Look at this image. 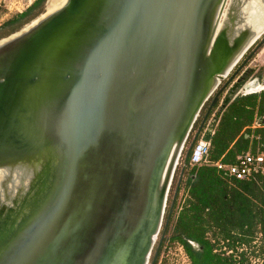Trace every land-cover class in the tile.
Masks as SVG:
<instances>
[{
  "label": "water",
  "instance_id": "water-1",
  "mask_svg": "<svg viewBox=\"0 0 264 264\" xmlns=\"http://www.w3.org/2000/svg\"><path fill=\"white\" fill-rule=\"evenodd\" d=\"M240 6L66 0L6 36L0 167L31 172L0 199V264H148L202 108L264 42Z\"/></svg>",
  "mask_w": 264,
  "mask_h": 264
},
{
  "label": "trees",
  "instance_id": "trees-1",
  "mask_svg": "<svg viewBox=\"0 0 264 264\" xmlns=\"http://www.w3.org/2000/svg\"><path fill=\"white\" fill-rule=\"evenodd\" d=\"M44 2L34 0L25 11L6 21L4 26L15 25ZM44 11L45 8L41 13ZM208 107L197 119L199 125ZM256 110L258 114H264V91L229 98L226 106L218 112V122L211 137L212 160L222 158L233 161L237 154L248 150L252 134L259 135L260 142L264 144V127L251 129ZM195 131L192 130L190 138ZM190 150L181 169L182 174L187 172V177L184 181L181 178L178 186L179 191L183 181L187 196L172 225L171 237L183 246L192 264H252L250 254L260 257L261 264H264V175L251 180H238L226 177L212 166L190 167ZM178 181L179 178L176 184ZM168 223L164 224L165 231ZM208 233L213 238L208 237ZM258 233L262 234V245L257 251L250 250L248 256L246 252H241L235 258L232 254L217 251L220 241L232 252L242 245L251 247ZM162 241L158 242V247Z\"/></svg>",
  "mask_w": 264,
  "mask_h": 264
},
{
  "label": "rangeland",
  "instance_id": "rangeland-1",
  "mask_svg": "<svg viewBox=\"0 0 264 264\" xmlns=\"http://www.w3.org/2000/svg\"><path fill=\"white\" fill-rule=\"evenodd\" d=\"M33 1L34 0H0V38L3 36H7L8 34H11L12 32H15L16 30L20 29L24 24H27L28 21L30 22V20L33 17L40 14L44 10V8L46 11V7H47L49 0H45V2L42 4L41 7L35 9L30 14V16L23 18L22 20L18 21V23H16L15 25L4 26V23L6 21L18 15L19 13H22L23 11H25L28 8V6L32 4ZM248 5H250L251 13L249 12V14L247 15L246 8ZM241 8H244L243 12L246 13V18H244L245 22H247L251 28L255 29L260 20L259 16H261L264 13V11L260 9L257 3L254 2V0H243V4ZM242 14L243 13H241V15ZM263 36L264 34L262 35V37ZM253 48H254V45L244 54V56L241 58V60L235 66V68L232 70L231 73H233L236 67L244 61V59L247 57V55H249V53L251 52ZM230 75H228L226 78H224V80H222V82L220 83L216 91L212 94L211 98L206 102V104L203 107V110L200 113L201 116L206 111L207 107L209 106V103L211 102L213 95L221 87H222V91L219 94L218 103H216L217 105H215V108L213 109V111H215V109H218V107H220L219 105L223 98H226V97H228V99L234 98L235 96L241 95L247 90L248 91L253 90L255 87H257L255 83L256 84L258 83L260 85L258 89H254L256 93L259 94L264 91V42L251 55V57L244 63V65L241 67L239 72L234 77L230 78ZM243 75H244V79L238 82L237 89H235L233 93H230L231 87H233V85L237 82V79L239 77H242ZM198 125H199V120L194 125L193 131L197 129ZM190 147H191V138L190 140H188L185 147L183 148L179 162L177 164L174 177H173V181H172V185H171L170 192H169L168 202H167L161 230L154 243L148 264H192L184 248L179 243V241L171 237L172 236V225L174 223L173 211L169 219L168 228L164 233V237L160 239L163 233L164 227H165L164 224H166V217H167L168 209H169L172 197H173L175 187L177 185L176 184L177 180L180 175H182L183 181L187 177V172L182 174L181 169L184 166V160H185L186 154L189 151ZM20 168L21 167H18V169L16 168L15 169H10V168L4 169L3 168V170L0 169V197H3L5 199L4 196L6 193L4 189L14 190V193H15V191L17 190V187L19 186V181L21 180V172H22L21 170L22 169ZM183 181L181 183V187L183 186ZM181 187H180V190H181ZM183 198H184V194L180 195V191H179L175 199V206L178 204L179 201L182 202ZM208 237L213 238L211 233H208ZM160 240H163V241L161 244H159V247H158V242ZM260 245H262V238L261 236H259V234H257L254 242H252L251 247L247 245H242V246H239L237 250L231 253L229 252L230 250L226 249L225 243L220 241L217 251L219 252L224 251L226 252L225 254H232L233 256L235 254L239 255V253L241 252H246L248 256L250 254V250L255 249L257 251L261 247ZM250 256H251L250 258H251L252 264H261L260 257H255L252 254H250Z\"/></svg>",
  "mask_w": 264,
  "mask_h": 264
},
{
  "label": "built area",
  "instance_id": "built-area-1",
  "mask_svg": "<svg viewBox=\"0 0 264 264\" xmlns=\"http://www.w3.org/2000/svg\"><path fill=\"white\" fill-rule=\"evenodd\" d=\"M222 102V100H221ZM220 106V105H219ZM218 109L212 111L208 118L205 120L203 129L201 133H199L198 137L191 144L190 150V158H189V166L190 167H199V166H212L215 167L218 171L222 172L226 177L238 179V180H251L256 179L258 176L264 175V149L261 147H257L256 151H244L236 155L234 161L228 162L223 160L222 158L218 160H212L210 157L211 153V140H205L203 137L205 133L210 129V135L212 136L215 127L218 122ZM253 128L264 127V114L256 113L255 119L252 123ZM180 191V195L184 194V198L178 202L176 206L173 208V217L176 219L179 211L182 208L184 200L187 196V192L185 187L182 186ZM178 191V193H179ZM177 193V194H178ZM181 204V205H180ZM262 238V234L258 233ZM254 242V241H253ZM183 247V246H182ZM229 252L232 253L230 250ZM235 258H238L239 255L235 254Z\"/></svg>",
  "mask_w": 264,
  "mask_h": 264
},
{
  "label": "bare ground",
  "instance_id": "bare-ground-1",
  "mask_svg": "<svg viewBox=\"0 0 264 264\" xmlns=\"http://www.w3.org/2000/svg\"><path fill=\"white\" fill-rule=\"evenodd\" d=\"M66 2V0H49L48 1V4H47V7H46V11L45 12H43V13H41L40 15H38L37 17H35L34 19H32L30 22H28L27 24H25L22 28H24V30L25 29H27L28 27H30L31 25H33L34 23H36L39 19H42L43 17H45V16H47L48 14H50V13H52V12H54V11H56L57 9H59L64 3ZM254 2L255 3H257V5L260 7V9H262L263 11H264V3L261 1V0H254ZM242 4H243V0H241V6H242ZM245 4V3H244ZM241 6H240V8H241ZM250 5H248L247 6V8H246V12H247V15L249 14V12H250ZM244 11V8H241V13H243L242 14V16H244V18H246V13H244L243 12ZM251 13V12H250ZM256 13V12H255ZM261 15V14H260ZM260 19V20H259ZM259 22H258V25H257V27L255 28V31L257 32L256 33V35L255 36H257V34H259V33H262V32H264V13L261 15V16H259ZM253 20V19H252ZM250 22V21H249ZM252 22V21H251ZM256 23V22H255ZM257 24V23H256ZM248 25V24H247ZM249 26V25H248ZM252 26V25H251ZM21 29V28H20ZM19 29V30H20ZM18 31V30H17ZM16 32V31H15ZM14 33V32H13ZM14 36V35H13ZM12 36V37H13ZM254 36V37H255ZM7 39H6V37H3V38H0V43H2L3 41H6ZM179 155V152L177 151L176 152V154H175V157H174V163H175V161H176V158H177V156ZM3 168L4 169H7V168H9V167H0V169H2L3 170ZM16 169H18V167H15ZM15 168H13V169H15ZM20 169H22L21 171V180L19 181V185L21 184V183H27V181H28V179H29V175H30V172H31V169H29V170H26L25 169V167H21ZM26 173V174H25ZM5 185V184H4ZM4 191H5V196L4 197H6V196H9V197H11V196H13V194H14V190H9V189H7V190H5L4 189ZM2 196V195H1ZM0 199H3V197H0Z\"/></svg>",
  "mask_w": 264,
  "mask_h": 264
},
{
  "label": "crops",
  "instance_id": "crops-1",
  "mask_svg": "<svg viewBox=\"0 0 264 264\" xmlns=\"http://www.w3.org/2000/svg\"><path fill=\"white\" fill-rule=\"evenodd\" d=\"M255 85L257 86V87H255L254 89H258V87H260V85L257 83H255ZM248 86V85H247ZM252 89V88H251ZM254 89L253 90H250V91H248L247 89V91L246 92H244V93H242L241 95H249V94H252V93H256L255 91H254ZM258 94V93H257ZM225 98H223L222 99V102H223V100H224ZM221 102V103H222ZM229 102V101H228ZM256 113H258L257 112V110L255 111V113H254V119H255V115H256ZM261 128V127H260ZM202 129H203V127H202ZM202 129H201V131H202ZM251 129H256V128H253L252 127V125H251ZM201 131H200V133H201ZM206 134V133H205ZM211 135H210V140H211ZM254 141H256V143L255 144H253V142ZM261 147V148H263L264 149V144L262 143V142H260V137H259V135H254V134H252L251 136H250V147L248 148V150H250V151H256V149H257V147ZM247 150V151H248ZM234 161V160H233ZM231 162V161H230ZM177 196V195H176Z\"/></svg>",
  "mask_w": 264,
  "mask_h": 264
},
{
  "label": "flooded vegetation",
  "instance_id": "flooded-vegetation-1",
  "mask_svg": "<svg viewBox=\"0 0 264 264\" xmlns=\"http://www.w3.org/2000/svg\"><path fill=\"white\" fill-rule=\"evenodd\" d=\"M224 97H226V96H224ZM221 103V102H220ZM164 229H165V227H164ZM161 239V238H160ZM161 241V240H160Z\"/></svg>",
  "mask_w": 264,
  "mask_h": 264
}]
</instances>
